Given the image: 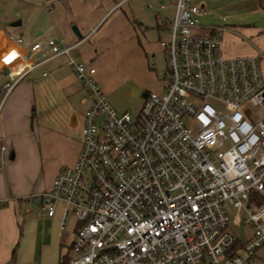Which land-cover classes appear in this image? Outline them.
<instances>
[{
	"label": "built area",
	"instance_id": "1",
	"mask_svg": "<svg viewBox=\"0 0 264 264\" xmlns=\"http://www.w3.org/2000/svg\"><path fill=\"white\" fill-rule=\"evenodd\" d=\"M207 1L174 0L160 41L162 91H146L135 116L108 103L95 68L71 56L77 43L50 44L49 57L65 55L88 105L75 161L23 199L48 217L59 209V230L69 217L76 223L66 264H248L240 246L251 256L264 244V202L250 206L255 194L264 200V73L257 54L222 55L224 27L198 22ZM38 63L2 60V98ZM227 205L252 227L238 247Z\"/></svg>",
	"mask_w": 264,
	"mask_h": 264
},
{
	"label": "crops",
	"instance_id": "2",
	"mask_svg": "<svg viewBox=\"0 0 264 264\" xmlns=\"http://www.w3.org/2000/svg\"><path fill=\"white\" fill-rule=\"evenodd\" d=\"M129 1L14 0L21 4L24 16L16 7L0 8V62L13 55L39 62L7 95H0V199L7 198L0 208V264H58L60 256L69 253L73 239L66 244L62 238L67 229L74 237L72 219L59 230V209L48 217L28 201L24 209L20 206L22 197L49 189L56 171L75 161L82 114L88 105L85 89L72 75L65 55L49 57L50 44L60 39L77 43L71 56L90 63L97 80L98 66L108 63L126 40L135 42L145 58L154 50L147 33H157L164 26L156 10L163 6L156 5L153 17H146ZM6 33L20 35L22 42H8ZM31 43L39 48L31 52ZM6 78V69H0V87ZM139 83L153 85L146 77ZM239 219L238 214L233 222L238 225Z\"/></svg>",
	"mask_w": 264,
	"mask_h": 264
},
{
	"label": "rangeland",
	"instance_id": "3",
	"mask_svg": "<svg viewBox=\"0 0 264 264\" xmlns=\"http://www.w3.org/2000/svg\"><path fill=\"white\" fill-rule=\"evenodd\" d=\"M174 0H132L130 5H136L144 16L153 17L156 12V5L162 4L163 8L158 10L160 18L164 24L157 33H147L146 40L154 44V50L144 54L134 44L133 41H125L118 53H114L108 63L98 66L97 75L94 78L100 86L108 103L117 110H126L135 116L141 106V93L146 91L161 93V73L165 66V54L160 41H167L170 32V24L173 15ZM147 4L150 7L147 8ZM2 6L16 7L20 12L21 4H15L14 0H0ZM207 13L199 17V24L207 26L217 24L224 27L221 35V52L224 56L243 55L255 53L259 55L260 64L264 73V0H212L205 3ZM18 9V10H17ZM220 17H225L221 22ZM145 63L146 69L143 65ZM96 66V65H95ZM97 67V66H96ZM146 70L148 72H146ZM154 76H153V75ZM151 79L153 85L141 86L140 78ZM21 200V208L27 205L26 199ZM264 200L258 194L251 200L252 211H258ZM13 204V202H11ZM3 205H0V208ZM226 213L229 216V230L238 239V246L252 235V227L247 223L246 214L240 215V224H235L234 218L238 215L233 208L226 206ZM72 219V217H69ZM65 237L62 240L69 244L73 239L71 232L65 230ZM237 246V247H238ZM66 247H62L65 253ZM239 254L247 258L248 264H264V244L255 250L251 256L246 255L240 246Z\"/></svg>",
	"mask_w": 264,
	"mask_h": 264
},
{
	"label": "trees",
	"instance_id": "4",
	"mask_svg": "<svg viewBox=\"0 0 264 264\" xmlns=\"http://www.w3.org/2000/svg\"><path fill=\"white\" fill-rule=\"evenodd\" d=\"M236 246H238V241H236ZM67 263V255H61L58 261V264H66Z\"/></svg>",
	"mask_w": 264,
	"mask_h": 264
},
{
	"label": "water",
	"instance_id": "5",
	"mask_svg": "<svg viewBox=\"0 0 264 264\" xmlns=\"http://www.w3.org/2000/svg\"><path fill=\"white\" fill-rule=\"evenodd\" d=\"M18 23H19V21H16V22H14L12 24L14 25V24H18ZM72 30L76 32L75 27H72ZM144 95H145V91L141 93V97H143Z\"/></svg>",
	"mask_w": 264,
	"mask_h": 264
}]
</instances>
